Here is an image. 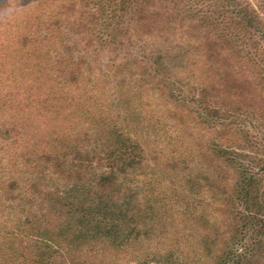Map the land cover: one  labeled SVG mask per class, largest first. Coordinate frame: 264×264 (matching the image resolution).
<instances>
[{"label":"rangeland","instance_id":"rangeland-1","mask_svg":"<svg viewBox=\"0 0 264 264\" xmlns=\"http://www.w3.org/2000/svg\"><path fill=\"white\" fill-rule=\"evenodd\" d=\"M85 1L89 0H0V236L29 213L38 218L46 213L50 190L59 185H66L61 189L66 190L82 184L83 200L91 189L96 179L91 169L81 179L33 173V162L44 153L68 150V156L80 154L86 160L111 147L126 151L132 147L140 162L133 166L127 159V166L119 168L126 175L119 178L113 196L122 213L140 210L136 223L126 224L118 237L109 232L106 238L116 241L107 246L85 244L75 253L76 262L212 264L211 250L216 247L207 244L222 239L231 218L230 211L219 207V193L233 189V174L220 149L243 152L242 160L259 171L264 127L255 116L251 118L255 126L234 119L227 120L230 125H219L215 118L219 114L213 116L199 105L202 76H212L211 70L195 63L196 46L203 39L200 29L156 36L153 29L162 25L158 20L139 32L135 25L139 0H131L127 11L118 3L109 7L105 0H90L84 6ZM247 2L264 21V0H237ZM204 3L184 1L189 17L185 25L214 13ZM144 6L155 8L151 3ZM223 6L238 10L236 5ZM91 14L97 16L95 21ZM219 19L223 21L217 27L210 24L214 34L228 28ZM237 48L246 56L253 80L264 85L263 38L244 39ZM211 56L216 58V52ZM235 85L239 97L224 90L229 105L244 101L250 88ZM215 102L210 99L212 106ZM97 129L103 130V137L94 134ZM81 198L73 194L70 203L78 206L72 202ZM96 203L95 198L93 207ZM131 228L136 230L130 233ZM89 234L90 240L103 236L99 229ZM33 249L25 252L27 257ZM6 260L17 262L3 255L0 264Z\"/></svg>","mask_w":264,"mask_h":264},{"label":"trees","instance_id":"trees-1","mask_svg":"<svg viewBox=\"0 0 264 264\" xmlns=\"http://www.w3.org/2000/svg\"><path fill=\"white\" fill-rule=\"evenodd\" d=\"M89 1H85L83 5L89 6ZM105 1L109 7L112 5L117 7L119 4L124 11H127L131 2V0ZM184 1L139 0L140 10L135 16L137 29L142 32L146 26L153 27L152 25L158 20H162V25L153 29L155 31L153 34L156 36L166 34L167 31L176 36L180 33L188 34L185 30L199 31L200 29L199 33H202L203 39L196 46L198 56L195 63L203 64L204 68H208V71L211 70L212 76L209 73L205 74L206 78L202 76L205 83L201 88L199 87V105L209 110L213 116L219 114L215 117L219 125H230L229 121L234 119L235 123L243 125L250 123L251 126H255L251 120L252 116H255L256 122L264 127V85L262 84V87L257 78V82L253 80L251 77L253 70L247 67L249 63L246 64L244 61L246 56L237 48V43L244 39L255 40V37L258 36V39L263 38L264 40V21L249 2L239 4L237 0H204L206 2L204 5L212 7L214 13H211L209 17L199 18L198 22L190 21L185 25L189 17L183 8ZM147 3H151L155 8L147 10L144 6ZM222 3L229 7L231 4L236 5L238 10H224ZM220 11L225 12L221 13ZM238 11L244 12L240 14ZM95 17L97 18L95 14H91L92 20L95 21ZM219 18L224 19L228 28L214 34L210 29V24L214 23L213 26L217 27L216 23L223 21ZM167 39L170 38L167 37ZM213 52H216V58H212ZM248 62H253L249 56ZM71 72L74 76V70ZM199 81H201L200 77ZM235 84H246L250 88L248 94L244 96V101H235L232 106L229 105L231 102L227 101L228 96L224 95V90L230 91L229 96L231 94L234 97L241 96V93L236 91L238 87ZM258 85L261 87L259 88ZM209 90L217 91L218 94H212L215 92L210 94ZM210 99L216 100L214 106L210 103ZM227 120L229 121L227 122ZM93 131L94 134L103 137L102 129ZM244 133L247 142H250L249 136L246 132ZM64 146L73 148L72 145ZM130 149L126 151V148L120 150V148L111 147L108 153L94 154L86 160H83L80 154L79 156H68L70 153L68 150L61 153L46 152L39 157V160L33 162L32 165L36 170L32 172L41 173L43 176L49 171L62 179H69L71 174L81 179L83 173L88 174V170L91 169V173L96 179L90 183L91 189L84 200V192L79 193L83 190V185L80 183H77L79 186L71 185L66 190H61L66 185L63 187L59 185L55 191L50 190L52 198L51 203L47 202L46 213L40 214L38 218L34 212H31L23 220H19L14 228L0 236V254H2L0 259L3 255H10L11 258L17 259V262L14 260L15 264H80L81 260L76 262L75 253L79 250L82 251L85 244L92 245L101 242L102 245L107 246L109 242H115L114 239L108 240L106 235L109 232H114V235L118 237L121 231H125L126 224L136 223L135 219L140 213L139 209H126L122 213L117 209L118 200L113 196L117 190L115 186L118 185L120 179L122 180L120 177L126 175L125 171L119 170V168L127 166V159L133 163H131L133 166L140 162V160H135L136 155L132 154L135 148L130 147ZM228 150L220 149L227 160L226 166L233 174L231 180L233 189L230 194L228 192L225 194L224 190L219 193L221 202L219 207L224 213L230 211L231 218L225 222L227 224L220 240L222 242L212 241L207 244V247L211 249L216 247L211 250L213 253L212 264H264V157L260 156L259 160L263 162V168L257 171L256 169L252 170L250 164H246L242 160L243 152H228ZM259 153H262L260 147ZM31 187L35 190L37 184L33 182ZM92 190L95 192L90 194ZM51 193H47V195L50 196ZM73 194L82 195L79 202H72L78 206L70 203ZM95 198L97 203L96 207H93ZM116 215H120L121 222H117ZM124 219L125 223L122 225ZM96 229H99L103 236L90 240L89 232ZM135 230V228H131L130 233ZM31 246L34 249L30 252L31 256L27 257L25 252L30 251ZM58 257L63 259L57 263L53 259ZM176 263H178L177 260L175 263L167 264ZM3 264H9L8 260Z\"/></svg>","mask_w":264,"mask_h":264}]
</instances>
